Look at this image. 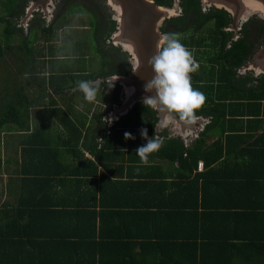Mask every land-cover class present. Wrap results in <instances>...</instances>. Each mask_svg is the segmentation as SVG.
Here are the masks:
<instances>
[{
  "label": "trees",
  "instance_id": "1",
  "mask_svg": "<svg viewBox=\"0 0 264 264\" xmlns=\"http://www.w3.org/2000/svg\"><path fill=\"white\" fill-rule=\"evenodd\" d=\"M29 1L0 0V58L13 51L17 70L0 84V172L13 168L0 180V264H264V74L237 72L263 43L264 20L252 16L244 36L227 47L228 13H203L199 0H180L175 28L163 32L196 47L191 83L206 97L196 115L209 120L186 146L165 129L155 133L156 111L142 103L110 126L106 112L90 119L88 110L73 121L52 104L40 109L41 118L57 119L64 133L47 131L44 119L32 122L28 89L54 84L51 68L48 82L46 67L37 68L53 52L47 40L54 25L33 13L40 28L25 35L18 24ZM59 1L63 10L86 7L93 17L101 69L89 79L127 74L128 55L105 43L116 29L105 0ZM153 1L171 7L174 0ZM247 25L256 28L253 41ZM23 52L35 56L18 64ZM113 88L107 110L119 99ZM145 128L163 144L142 165L135 149L147 142ZM225 252L232 258L219 254Z\"/></svg>",
  "mask_w": 264,
  "mask_h": 264
},
{
  "label": "water",
  "instance_id": "2",
  "mask_svg": "<svg viewBox=\"0 0 264 264\" xmlns=\"http://www.w3.org/2000/svg\"><path fill=\"white\" fill-rule=\"evenodd\" d=\"M201 3L212 5L217 9H224L232 18L234 30H236L237 24L247 18L251 12L260 13L264 19V0H201ZM105 4L113 12L112 20L116 22V29L108 42L127 53L131 67L127 74H115L119 77L114 82L119 86V102L113 107L111 115L113 119L117 120L125 116L136 103H142L144 96L154 95V91L151 93L144 91V84L154 75L148 65V60L160 48V37L163 35L160 30L161 24L165 19L173 17L175 9L180 10V6L178 2L177 6L173 3L174 7H165L156 4L153 0H105ZM49 5L54 7L53 0H32L30 6L26 7V12L19 21V25L38 9L47 14ZM23 26L25 27L26 24ZM248 66L256 75L264 74V41L260 48L254 52ZM135 69L137 71L134 73L132 70ZM115 75L99 80L110 79ZM156 116L155 133H158L163 128L157 126L159 120L157 112ZM197 117L198 123L193 126H185L182 123L173 124L186 146L191 144L185 140L186 132L194 133L193 142L199 135L197 130L203 131L209 121L202 116Z\"/></svg>",
  "mask_w": 264,
  "mask_h": 264
},
{
  "label": "clouds",
  "instance_id": "3",
  "mask_svg": "<svg viewBox=\"0 0 264 264\" xmlns=\"http://www.w3.org/2000/svg\"><path fill=\"white\" fill-rule=\"evenodd\" d=\"M148 65L154 75L144 84V91L146 93L154 91V95L144 96L142 104L159 114L157 126L165 128L177 123L185 126L196 125L198 123L196 111L203 106L206 97L192 87L190 73L199 68L192 53L180 42L176 34H164L160 37L159 50L148 60ZM132 71L135 73L137 69ZM118 78L115 75L103 81L79 80L76 81V87L73 90L81 92L85 101L94 102L101 83L106 84L108 89H112ZM140 135L147 142L136 148L135 153L139 156L140 163L146 165L149 154L158 151L163 141L155 135L148 138L146 128L140 130ZM124 138L135 139L128 132L124 133Z\"/></svg>",
  "mask_w": 264,
  "mask_h": 264
},
{
  "label": "rangeland",
  "instance_id": "4",
  "mask_svg": "<svg viewBox=\"0 0 264 264\" xmlns=\"http://www.w3.org/2000/svg\"><path fill=\"white\" fill-rule=\"evenodd\" d=\"M177 1L178 0H175V1H173V3L175 5L176 4L178 5ZM59 2H60L59 0H53V6L54 7L49 5L47 14H45L44 12H41L40 9L34 11V13L40 15L41 18H43V20L45 22V26H47L49 23H52L54 25L53 33L51 36L53 38L51 39V37H50V39L47 40V42L48 41L52 42V43L53 42H57V43L59 42L58 46L57 45L53 46L54 49L52 47L53 52L52 53L47 52L46 56L47 57H51V56H53V57L58 56L59 57V56L63 55V56H67L68 58H71L70 60L65 61L64 68H65L66 72L63 71V74H66V75L73 74V73L77 74L74 77L75 82L79 81V80H83L85 77L83 74L88 73V71L91 72V77H94L97 74V73H95V71L98 70L96 66L100 65V61H99V57H98L99 55H98L97 50H100L99 48H100L102 43L100 41H98V39H97V34L95 33L93 17L88 11H86V9H88L86 7L83 9L81 6L79 8L76 6H67L63 10L62 4ZM30 4H31V1L28 2L27 7H29ZM58 4H59V6H58ZM172 7H174V6H172ZM106 8H107V12L110 14V17L112 19V15H114L113 12L107 6H106ZM79 9H81V10H79ZM62 10H63L64 16L58 18L57 15ZM1 12H2V8L0 6V13ZM177 15H180L179 9H175V14L173 15V17H175ZM33 16H34V14L32 13V15L30 17H28V19L26 21L20 23V27L23 28L25 35L28 34V30L30 27L40 28V24L37 25L36 23H33L34 21H31V20H33L32 19ZM252 16H255L256 18H259V19L263 18L260 15V13L251 12L248 14L247 18L243 19L240 22V24L238 23V26H240L241 23H244L245 21H247L250 17L252 18ZM173 17H170V18H173ZM104 19H105V17H104ZM168 19H165L163 21V23L161 24V26H160L161 32H162V27L170 28L169 30H173V28L166 22V20H168ZM262 20H264V19H262ZM24 24H26L25 27L23 26ZM206 26H208V25H206ZM255 29L256 28H253L254 33H255ZM33 32H34V30L31 32V34ZM39 32L40 31H37V35H38L39 42L41 44L43 42V36H40ZM200 34L203 35L204 32L200 33ZM163 35H164V33H163ZM206 35H207V32H205V36ZM108 40L105 41V43H110V42H108ZM18 42H19V40L17 38L12 39L13 45H16ZM39 42H37V43H39ZM99 42H100V44L98 45ZM37 43L36 44L34 43L32 46L34 50H37L40 47ZM0 44L2 46H4L3 44H5V40L3 39V36L1 34V25H0ZM113 46H115V45H113ZM259 48H260V46L255 50V52ZM34 56L35 55L32 53L25 54V52H23L21 59L18 60V64H20V63L23 64V62H29L30 59H32V57H34ZM15 64H16V57H15L13 51L12 52L10 51L8 54H5L4 60H2L0 58V84H1L2 80L4 79L3 76L6 74V72L9 69L13 72H17ZM38 65L39 66H37V68L39 67V69H41L43 67L42 64L38 63ZM44 65L47 69L45 59H44ZM246 70H250L249 66H246V67L242 68L241 70L239 69L238 73L241 74V73L245 72ZM21 73H22V70L19 74H17V76H19V75L21 76ZM86 80H91V79H89V76H87ZM104 87H106V86L104 85ZM120 90H121V87H120ZM108 94H110V96L112 98L111 91L108 92ZM70 95L72 96L74 103L78 104V102L76 101V99L78 98V95H72V94H70ZM97 96H100L102 99L106 98L105 94H103L102 92H98ZM86 104L87 103H84L83 105L85 106ZM94 104L97 105L96 103H94ZM98 104L102 105L100 103H98ZM113 107H112V109H113ZM88 108H91V110L89 111V114H88L90 119H91L92 115H94L96 113L97 114H103L107 110L105 104L101 107L89 106V107H86L85 109L80 108L79 112H81V116L85 115L82 112H85L86 109H88ZM110 113H111V110L108 114L110 115ZM104 120L106 122L109 121L108 115L104 117ZM174 128H175L174 125L171 124L168 127H165L163 129H165L169 135L179 137L178 131ZM197 132L199 133L200 129H198ZM186 134H187V136H186L185 140L188 142H192V140L194 139V133L191 134L190 132H186ZM5 150H6V145L4 142L1 141L0 142V154H1V156L3 153H6ZM3 156H4V154H3ZM12 170H13V168H9V170H7L5 168L2 169L0 172V180L3 179V181L5 182L6 176L10 173H13Z\"/></svg>",
  "mask_w": 264,
  "mask_h": 264
},
{
  "label": "crops",
  "instance_id": "5",
  "mask_svg": "<svg viewBox=\"0 0 264 264\" xmlns=\"http://www.w3.org/2000/svg\"><path fill=\"white\" fill-rule=\"evenodd\" d=\"M58 44H59V42L58 43L57 42H53V43L48 42L47 45H52V46L57 45L58 46ZM47 47L49 48V46H47ZM53 49H54V47H53ZM98 57H99V61H100V55ZM70 59L71 58H68L67 56H63V55L59 56V57L54 56L53 58L46 56L45 60H46L47 69H45V74H46L45 76H47V82H48L49 79L51 78V76L49 77V75H48V74H50L48 68H51V71L55 76L54 77V84L53 85H50L48 83H46V84L40 83L39 85L32 84V86L30 87L31 89H28V93H29L30 97L33 99L31 110L37 111V114H36L37 116L35 118H34L35 113L33 112L34 115L31 117L32 122H38L41 118L40 109L47 106V105H50V104H52L54 107H59L60 109H63L65 111V113H67L72 118L73 121H77L79 115H81V112H79L80 108L85 109L86 107H89V106L101 107L104 104L106 105V108L109 107V102H110L111 96H110V94H108V92L111 91V94H113L114 88L108 89L106 84H105L106 87H104V84L103 85L101 84V88L99 91V92H102L103 94H105L106 98L102 99L100 96H97L96 100L94 102L85 101L83 99V94L81 92H79L78 90H76V91L73 90L76 87V82L75 83H73V82L75 81L74 77L77 74H75V73L68 74V75L63 74V71H65V68H64L65 61L70 60ZM43 62H44V60L40 61L39 64H42L43 67H45ZM96 67L98 70H96L95 73L100 72L101 65L96 66ZM38 71L40 72V70H38ZM41 71H43V70H41ZM83 75L85 76L83 80H86V77L91 75V72L88 71V73H84ZM97 79H103V77L98 76L97 78H95L92 81H95ZM70 94L78 95V98L76 99L78 104L74 103V100ZM118 97H119V95H118ZM97 102L102 104V105H99ZM84 103H87V104L84 106L83 105ZM94 103H96L97 105H95ZM81 105L83 107H81ZM88 110L90 111L91 108L86 109V111L82 112V113L85 114L86 112H88ZM88 114H89V112H88ZM87 117H89V116H87ZM41 119H44V121L49 124L47 131H50L52 133H58V134L64 133L63 128H62V124L60 122H58L57 119L52 118L49 120V119H45L43 116ZM84 156L87 158H92L86 152H85ZM201 170H202V168H201ZM4 198H5V196L2 198V200H4ZM219 254L222 255V257L225 256V257L232 258V254H229L227 252L219 253ZM256 263L260 264V262H254V264H256ZM229 264H235V263L231 262Z\"/></svg>",
  "mask_w": 264,
  "mask_h": 264
},
{
  "label": "flooded vegetation",
  "instance_id": "6",
  "mask_svg": "<svg viewBox=\"0 0 264 264\" xmlns=\"http://www.w3.org/2000/svg\"><path fill=\"white\" fill-rule=\"evenodd\" d=\"M179 3H180V0L178 1ZM199 3H200V7H201V10H202V12L203 13H206V12H208L209 10H211V9H213L214 8V6H212V5H208V4H206V3H204V4H202L201 3V0H199ZM215 9H217V8H215ZM34 13V12H33ZM181 13H182V9L180 8V15H181ZM180 15H177V16H175V17H173V18H169L168 20H166V22L174 29L175 28V25H174V23L171 21L172 19H176V18H178ZM228 16L230 17V15L228 14ZM251 18V17H250ZM249 18V19H250ZM248 19V20H249ZM248 20L247 21H245L244 23H241V25L240 26H238V24H237V26L235 27L236 28V30H234L233 29V21H232V18L230 17V22H229V24L227 25V26H225L224 28H223V30L228 34L227 36H228V38L226 39V46L227 47H229L230 46V44H231V42L232 41H234V40H237L239 37H241V36H244L243 34L244 33H242V31H243V26L244 25H246V23L248 22ZM240 24V23H239ZM19 25V24H18ZM206 25H208V26H206ZM206 25H205V27H209L210 29H211V27H212V22L211 21H207V23H206ZM163 29H165V30H169L170 28H165V27H162V32H163ZM247 31H246V33L245 34H247V38H248V40H251V41H253V39H254V31H253V27H251V26H249V25H247ZM164 34H167L166 33V31L165 32H163ZM178 37V36H177ZM179 38V40H180V42L181 43H183V38H182V36H179L178 37ZM234 38V39H233ZM236 38V39H235ZM188 50H192L191 51V53H192V55H193V57H194V59L196 60V58H195V49H196V47H191L190 45H189V43H184L183 44ZM115 47H117V46H115ZM254 52H255V49H253V54H254ZM253 54H252V56H253ZM251 61V58L247 61V62H244L242 65H241V67L239 68L240 70L242 69V68H244V67H246V66H248L249 65V62ZM238 69V70H239ZM238 70H237V72H238ZM239 74V73H238ZM241 75H251V76H253V77H255V76H257L256 74H255V72L253 71V70H246L245 72H243V73H241ZM259 75V74H258ZM190 76H191V73H190ZM118 102H119V99H118ZM118 102L117 103H114V104H112L111 105V108L110 109H108L107 111H106V114L103 116V120H104V117L105 116H107L108 115V117H109V121L107 122V124H108V126L109 125H111L112 123H114V122H116V121H118L119 119H113L112 118V115H111V113H112V107L114 106V105H116V104H118ZM108 108V107H107ZM110 110H111V113H110V115L108 114L109 112H110ZM105 121V120H104Z\"/></svg>",
  "mask_w": 264,
  "mask_h": 264
},
{
  "label": "built area",
  "instance_id": "7",
  "mask_svg": "<svg viewBox=\"0 0 264 264\" xmlns=\"http://www.w3.org/2000/svg\"><path fill=\"white\" fill-rule=\"evenodd\" d=\"M201 168H202V163L200 162V163L198 164V170H201Z\"/></svg>",
  "mask_w": 264,
  "mask_h": 264
}]
</instances>
